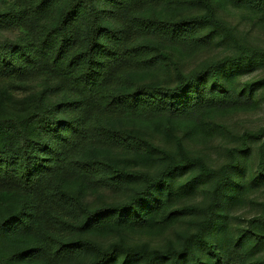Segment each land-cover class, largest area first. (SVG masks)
I'll use <instances>...</instances> for the list:
<instances>
[{"label":"rangeland","instance_id":"obj_1","mask_svg":"<svg viewBox=\"0 0 264 264\" xmlns=\"http://www.w3.org/2000/svg\"><path fill=\"white\" fill-rule=\"evenodd\" d=\"M94 1L104 25L120 35L119 45L105 33L101 35L102 42L118 51L128 46L145 45L148 53L143 58H153L152 65L147 68L128 63L110 66L103 83L105 92H118L147 83L158 88H173L182 77L204 72L198 79V87L188 91L193 94L200 90V104L191 106L195 105L193 96L185 101L190 109L196 108L190 115L196 117V121L208 114L202 120L205 125L196 140L186 138L182 130L167 135L161 132L164 128L161 130L154 125L161 114L166 115L165 119L170 118L169 103L132 115L101 112L94 105L82 110L68 108L67 102L83 97L68 85L65 77L45 66L16 77L0 72V119H26L38 110L63 120L82 118L90 123L114 125L145 142L143 145L124 141L101 144L86 140L69 156L78 158L96 150L120 169L152 177L158 176L160 169L166 166L159 157L160 151L180 158L178 154L183 143L188 156L200 159L210 169L212 181L197 188L189 198L165 203L146 228H128L106 237L91 238L103 247L123 242L149 251L167 252L171 246L182 250L185 237L204 229L202 223L207 215L192 216L188 213L190 210L185 211L188 208H181V213L176 210L182 205L191 207L192 211L206 209L212 203L214 183L224 176L223 197L215 209L213 224L196 239L194 253L198 255L186 257L184 264H264V222L260 220L264 216V174L259 171L264 160V54L241 55L251 48L264 50V24L249 10L224 0ZM33 2L0 0L1 12L18 13L17 21L0 23V42H37L71 0H57L45 17L36 20L26 16ZM255 2L254 9L264 8V0ZM182 20H188L190 26L173 30L172 27ZM68 31L73 42L70 53L85 48L86 22L82 14L69 23ZM213 70L223 82L232 86V91L245 94L239 106L243 109L212 102V95L220 90ZM54 105H58L55 110ZM183 117L184 114H178L176 118ZM143 120L152 124L147 125ZM28 130L35 140H48L37 123ZM257 133L261 136H255ZM15 143L14 134L0 132V148H12ZM224 166L229 170L227 177L222 171ZM101 176L102 173L84 176L64 170L41 180L32 192L23 191L14 178H0V220H7L5 228L0 229V256L8 259V264H90L91 254L85 249H79V255L71 259L53 260L46 237L62 241L81 238L77 230L64 229L51 220L53 214L72 225L80 224L82 215L77 201L98 208L129 199L130 186L126 183L113 187L102 185L98 181ZM50 193H56L58 200L50 199ZM139 210L143 211L144 206ZM175 211V220L168 223L169 215ZM251 220L255 222L249 228Z\"/></svg>","mask_w":264,"mask_h":264},{"label":"trees","instance_id":"obj_2","mask_svg":"<svg viewBox=\"0 0 264 264\" xmlns=\"http://www.w3.org/2000/svg\"><path fill=\"white\" fill-rule=\"evenodd\" d=\"M56 1L34 0L27 9L26 16L29 19H41L47 15ZM224 1L249 10L255 14L260 23L264 24V8L254 9L255 0ZM78 14H82L86 22L87 45L71 54L70 49L73 42L68 25ZM5 20L17 21L18 13L0 11V23ZM187 26H190L189 21L182 20L172 29L176 31ZM103 33L119 45V33L104 25L94 0H71L59 19L45 30L37 42L32 44H22L17 41L0 42V72L16 77L25 71H37L44 66L53 72H58L66 78L68 85L83 97L79 101L67 102L65 106L71 109L82 110L94 105L101 112L132 115L148 111L152 106L160 107L161 103H169L172 109L170 118L165 119L166 115L161 114L158 119L154 120V125L161 130L164 128L165 130L161 132L167 135L173 131L182 130L186 138L196 140L201 127L205 125V121L202 120L207 118L208 114L196 121V117L190 116L196 108L190 109L185 101L187 97L193 96L195 105L191 106L197 107L200 104L202 96L200 90L193 91V94L188 91L192 89L191 87H198V79L204 72L182 77L173 88H158L147 83L133 85L118 92H105L103 83L110 66L128 63L147 68L152 65L153 58H143L148 53V47L145 45L128 46L118 51L101 41ZM259 54H264V50L251 48L241 53L246 57ZM213 73L216 75L215 81L220 90L212 95V102L218 103L219 106L226 104L232 108L243 109L244 107L239 106L245 94L232 91L230 84L223 82L215 70ZM57 108L58 105L53 106V110ZM35 112L33 116L26 119H0V132L16 136V143L12 148H0L1 179L14 178L23 191L32 192L39 186L41 180L64 170L84 176H95L102 173L98 180L102 185L113 187L126 183L132 191L129 199L118 205L92 208L77 201V207L82 215V221L78 225L67 223L51 214V220L54 223L67 230H77L81 235V238L75 241H62L47 236L46 241L53 260L71 259L79 255V249L90 252V264H184L186 257L193 258L198 255L194 253L196 239L202 237L204 230L213 224L215 209L220 206L223 197L224 176L214 183L212 203L206 209L192 208V211L189 209L191 207L182 205L176 210L181 213L183 212L181 208H188L185 211L190 210L188 213L193 214L192 216L207 215V219L202 223L204 229L201 228L199 233L185 237L184 249L176 250L174 246H171L167 252L149 251L146 248H136L123 242L103 247L91 237H106L128 228H146L152 217L160 212L165 203L189 198L197 188L211 182L213 176L210 169L205 167L200 159L188 156L183 143L180 144L178 154L180 158L173 157L167 151H160L159 157L166 166L163 167L165 169H160V174L156 177L147 173L136 174L126 168L120 169L106 158L101 157L96 150L87 152L78 158H71L70 152L86 140L101 144H116L124 141L136 145H143L145 141L111 124L90 123L82 118L63 120L38 110ZM178 114H184V117L177 119ZM143 122L147 125L152 124L148 120H143ZM34 123L39 125L48 140H35L31 137L28 128ZM256 135L261 136L260 133ZM222 171L225 177L229 175L227 166H224ZM259 171L264 174V160L260 164ZM183 176L185 177L182 179ZM64 197L68 198L66 195ZM49 198L58 200L56 193H50ZM142 205L144 210L140 211L139 208ZM176 211L169 215L168 223L175 220ZM260 220L264 222V216ZM19 221L25 223V221ZM254 222V220L250 221L249 228H252ZM6 224L7 220L1 219L0 229L5 228ZM254 233L257 237L263 238V235ZM0 264H8V259L0 256Z\"/></svg>","mask_w":264,"mask_h":264}]
</instances>
